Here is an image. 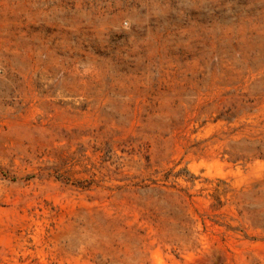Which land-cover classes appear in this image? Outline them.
Here are the masks:
<instances>
[{"label": "rangeland", "instance_id": "obj_1", "mask_svg": "<svg viewBox=\"0 0 264 264\" xmlns=\"http://www.w3.org/2000/svg\"><path fill=\"white\" fill-rule=\"evenodd\" d=\"M0 264H264V0H0Z\"/></svg>", "mask_w": 264, "mask_h": 264}]
</instances>
